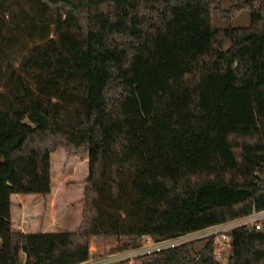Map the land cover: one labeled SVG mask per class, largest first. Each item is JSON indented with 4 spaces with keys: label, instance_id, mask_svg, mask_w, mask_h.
I'll return each instance as SVG.
<instances>
[{
    "label": "trees",
    "instance_id": "obj_1",
    "mask_svg": "<svg viewBox=\"0 0 264 264\" xmlns=\"http://www.w3.org/2000/svg\"><path fill=\"white\" fill-rule=\"evenodd\" d=\"M247 10L248 25H219ZM88 158L81 222L24 231L52 152ZM264 209V0H0V264H78ZM138 264H264V230ZM116 250V249H115ZM104 264H130L120 259Z\"/></svg>",
    "mask_w": 264,
    "mask_h": 264
},
{
    "label": "rangeland",
    "instance_id": "obj_2",
    "mask_svg": "<svg viewBox=\"0 0 264 264\" xmlns=\"http://www.w3.org/2000/svg\"><path fill=\"white\" fill-rule=\"evenodd\" d=\"M230 0H222L227 6ZM213 22L219 25H248L250 16L247 10L236 14L232 19H223L217 13L214 14ZM66 151L63 147L55 150L52 159V189L48 195L26 194L14 198L12 207V222L14 227H19L24 222L26 231L36 229L64 230L75 228L81 221L83 190L85 178L89 172L88 159L85 157L69 154L70 159L60 160L57 155ZM58 152V153H57ZM67 157V156H66ZM24 207V208H23ZM25 215V216H24ZM24 219V220H23ZM28 224V225H25ZM207 231L201 230L191 237L195 239L197 248H200L204 241L202 237ZM119 244L116 240H92L91 249L101 253L100 259H91L84 264H103L114 262L116 259L115 249ZM130 264H138L136 260Z\"/></svg>",
    "mask_w": 264,
    "mask_h": 264
},
{
    "label": "built area",
    "instance_id": "obj_3",
    "mask_svg": "<svg viewBox=\"0 0 264 264\" xmlns=\"http://www.w3.org/2000/svg\"><path fill=\"white\" fill-rule=\"evenodd\" d=\"M247 224L250 227H255L257 229L264 230V209L263 210H254L251 214L242 216L236 219H232L229 221L213 224L206 228L189 232L185 234H178L174 237L164 239V240H155L151 236L147 235L143 237L140 244L134 248H130L127 250H119L116 249V259H128L129 261L135 260V257L139 254L143 253H151L154 251H160L163 248L175 246L179 243L184 242H193L195 244V239L191 237L193 234L200 232L201 230L207 231V235L203 236L202 241H204L203 245L206 243L205 237H211L214 243V253L218 258H223L224 255L230 250L232 246L231 240V230L239 225ZM196 245V244H195ZM202 245V246H203ZM91 249V247H90ZM92 253L96 252L91 249ZM101 257H92L84 262L78 264L87 263L91 259H100ZM115 260V261H117ZM104 264V263H103Z\"/></svg>",
    "mask_w": 264,
    "mask_h": 264
},
{
    "label": "crops",
    "instance_id": "obj_4",
    "mask_svg": "<svg viewBox=\"0 0 264 264\" xmlns=\"http://www.w3.org/2000/svg\"><path fill=\"white\" fill-rule=\"evenodd\" d=\"M58 149V148H57ZM54 153H55V150L52 152V159H53V155H54ZM58 153V152H57ZM67 153V151H63L62 153H60V151H59V155H57L58 157V159H60V160H65V158H67V160L68 159H70V157H69V155H67L66 154ZM67 156V157H66ZM77 156V155H76ZM85 159L87 160L88 158L87 157H85ZM52 169V168H51ZM51 174H52V170H51ZM26 194H29V193H25V194H21V193H13L12 195H11V198H12V201L14 200V198H16V197H19L20 198V196H22V195H26ZM31 194H35V193H31ZM13 205H14V201H13V203H12V207H13ZM24 208V207H23ZM25 216V215H24ZM24 220V219H23ZM81 222V221H80ZM25 225H28V224H26L25 223ZM79 225V224H78ZM19 227H17V228H20V229H22V230H24V231H26L24 228V222H21L20 221V224L18 225ZM77 227V226H76ZM75 227V228H76ZM65 229H73V228H65ZM36 230H42V231H45L46 229H36ZM29 231H35L34 229L33 230H29Z\"/></svg>",
    "mask_w": 264,
    "mask_h": 264
},
{
    "label": "water",
    "instance_id": "obj_5",
    "mask_svg": "<svg viewBox=\"0 0 264 264\" xmlns=\"http://www.w3.org/2000/svg\"><path fill=\"white\" fill-rule=\"evenodd\" d=\"M0 240H2V237L0 236Z\"/></svg>",
    "mask_w": 264,
    "mask_h": 264
}]
</instances>
